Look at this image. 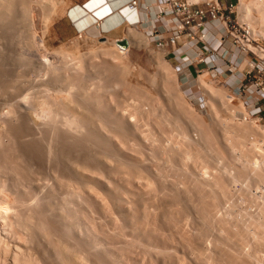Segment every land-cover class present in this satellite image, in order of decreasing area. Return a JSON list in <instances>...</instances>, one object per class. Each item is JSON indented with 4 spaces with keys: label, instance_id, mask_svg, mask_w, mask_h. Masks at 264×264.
I'll return each instance as SVG.
<instances>
[{
    "label": "rangeland",
    "instance_id": "obj_1",
    "mask_svg": "<svg viewBox=\"0 0 264 264\" xmlns=\"http://www.w3.org/2000/svg\"><path fill=\"white\" fill-rule=\"evenodd\" d=\"M233 1L264 41V0ZM41 2L0 15V264H264V100L238 88L249 65L214 77L190 55L181 71L154 24L124 25L119 39L149 41L126 52L94 25L62 39L72 1Z\"/></svg>",
    "mask_w": 264,
    "mask_h": 264
},
{
    "label": "built area",
    "instance_id": "obj_2",
    "mask_svg": "<svg viewBox=\"0 0 264 264\" xmlns=\"http://www.w3.org/2000/svg\"><path fill=\"white\" fill-rule=\"evenodd\" d=\"M138 2L131 0L129 8L135 9ZM158 9L150 36L156 48L180 57L181 71L190 55L196 56L197 64L204 62L214 77L219 74L220 65L233 71L246 60L249 69L242 73L243 81L238 88L244 86L243 91L247 96L252 95L255 103L264 100V41L238 18L235 1L159 0ZM210 31L214 42L209 37ZM234 51L240 55L238 59L234 58ZM257 108L261 111V107Z\"/></svg>",
    "mask_w": 264,
    "mask_h": 264
},
{
    "label": "crops",
    "instance_id": "obj_3",
    "mask_svg": "<svg viewBox=\"0 0 264 264\" xmlns=\"http://www.w3.org/2000/svg\"><path fill=\"white\" fill-rule=\"evenodd\" d=\"M70 1H72V5L68 7V12L55 24V30L62 39H69L81 30H87V28H93L94 26H97L101 32L119 39L122 27L137 25L136 28H139L145 25L148 26L145 30L151 28V25L155 24L154 20L159 10V0H139L135 9H130L128 6L131 0ZM93 1L98 2L94 4ZM72 12L78 16L82 14L84 18L82 17L80 20V17H73ZM77 21H79V24ZM100 21L102 23L99 26ZM209 37L214 42L212 31L209 32ZM198 48L201 49L202 45H198Z\"/></svg>",
    "mask_w": 264,
    "mask_h": 264
},
{
    "label": "bare ground",
    "instance_id": "obj_4",
    "mask_svg": "<svg viewBox=\"0 0 264 264\" xmlns=\"http://www.w3.org/2000/svg\"><path fill=\"white\" fill-rule=\"evenodd\" d=\"M16 1V0H15ZM50 1V0H49ZM52 1V0H51ZM27 2H30L29 3V7H30V5L32 6L34 3H38L39 4V2L40 3H42L41 2V0H17L16 2H14V0H0V15L2 16V14H4L5 15V10L7 11V8H10V10H11V7H9V6H11V5H13L14 6V8L16 9L17 8V4H20V5H22V8L24 7L23 5H26V3ZM43 2H47V0H43ZM97 2L98 1H93V3L94 4H97ZM264 2V1H263ZM17 3V4H16ZM51 3V2H50ZM262 3V2H261ZM8 4V5H7ZM28 4V3H27ZM248 4V3H247ZM46 5V4H45ZM49 5V4H48ZM13 6H12V8H13ZM16 6V7H15ZM28 6V5H27ZM47 6V5H46ZM247 6H249V5H247ZM18 7H19V5H18ZM54 7V6H53ZM98 7V6H97ZM240 7V9L242 10V12H244L243 13V15L246 17H244L243 15H242V13H240L241 15H242V17L241 18H243L244 20H247V21H249L248 20V18H249V10H248V8L247 7H243V8H241V6H239ZM19 8H21V7H19ZM25 8V7H24ZM28 8V7H27ZM33 8V6L31 7V9ZM28 10H29V8H28ZM25 11V10H24ZM125 11V10H124ZM9 12V11H8ZM8 12L6 13V14H8ZM15 12V11H14ZM32 12V11H31ZM31 12H29V13H31ZM46 12V11H45ZM20 13H22V12H19V14ZM35 13V12H34ZM33 12L31 13V14H34ZM125 13V12H124ZM263 13V12H262ZM16 14V13H15ZM18 14V13H17ZM16 14V15H17ZM26 14V16H27V13H25ZM30 14V15H31ZM49 14V13H48ZM11 15V14H10ZM80 16H78V15H74V12H72V16L73 17H75V16H77V17H80V20H81V18L83 17V15L82 14H79ZM9 16V15H8ZM13 16V15H12ZM22 16V15H21ZM34 16H35V14H34ZM48 16V15H47ZM251 16V15H250ZM11 17V16H10ZM14 17V16H13ZM17 17H18V15H17ZM20 17V16H19ZM263 17V16H262ZM2 18V17H1ZM7 18V17H6ZM15 18H16V16H15ZM21 18V17H20ZM23 18V17H22ZM33 18V17H32ZM84 18V17H83ZM14 19V18H13ZM27 19V18H26ZM250 19V18H249ZM10 20V19H9ZM17 20V19H16ZM31 20V19H30ZM13 21V20H12ZM34 21V20H33ZM155 21V20H154ZM7 22V21H6ZM10 22V21H9ZM78 22V24H79V21H77ZM31 23V22H30ZM33 23V22H32ZM101 21L98 23V25L100 26L101 25ZM104 23V22H103ZM155 23V22H154ZM5 24V23H4ZM29 24V23H28ZM250 26H251V29H252V31L254 32V34H256V35H258L257 34V32H258V30H257V26L255 27V25L252 23V22H249L248 23ZM29 25H34V24H29ZM9 27V26H8ZM18 29V28H17ZM21 29V28H20ZM148 31H151V28H149V29H147ZM146 30V31H147ZM261 30V31H260ZM13 31H14V29H13ZM259 31L261 32V33H263L264 34V29L263 28H261V29H259ZM132 32V34H131V37L129 36V37H126V38H124L125 39V41H127V44H125V47L124 48H122L121 46H120V41H122V40H124V39H119V40H117V43H118V47L120 48V49H122V51L121 52H123V51H125L127 48H129L130 47V45H133V44H140L141 43V45H143V44H148V36L146 37V35L145 34H141V33H137V32H133V31H131ZM3 33V32H2ZM149 35V34H148ZM145 36V37H144ZM139 38H141V39H139ZM150 40V39H149ZM114 42H116V41H114ZM113 44V43H112ZM135 46V45H134ZM103 51V50H102ZM126 52V51H125ZM124 52V53H125ZM110 53V52H109ZM234 54V58H236V59H238L239 58V54L238 53H235V52H233ZM180 54V52L178 53V55ZM3 56V55H2ZM68 57V56H67ZM179 57V56H178ZM157 58V57H156ZM180 58V57H179ZM22 59V58H21ZM111 60V59H110ZM69 61V60H68ZM243 63H245L246 65L248 64V62L246 61V60H243L242 61V63H241V65L243 64ZM241 68H242V66H241ZM169 69V68H168ZM50 71V70H49ZM51 71H52V69H51ZM46 72V71H45ZM55 72V71H54ZM2 73V72H1ZM6 73V72H5ZM49 74V73H48ZM51 74V73H50ZM47 75V74H46ZM48 76V75H47ZM48 77H50V76H48ZM6 78V77H5ZM52 78V77H51ZM19 79V78H18ZM119 79V78H118ZM202 80H204V79H202ZM31 81V80H30ZM16 82V81H15ZM53 82V81H52ZM203 83L202 84H206L205 83V81H202ZM28 83V82H27ZM42 83V82H41ZM38 84V83H37ZM14 85V84H13ZM46 85V84H45ZM78 86V85H77ZM31 87V86H30ZM17 88V87H16ZM72 88V87H71ZM14 89V88H13ZM213 91H214V89H213ZM212 91V92H213ZM37 92H38V90H37ZM219 92V91H218ZM221 92V91H220ZM69 93V92H68ZM71 93V92H70ZM224 95V94H223ZM37 96V95H36ZM23 97V96H22ZM66 97V96H65ZM77 97V96H76ZM85 97V96H84ZM127 97V96H126ZM36 98V97H35ZM40 98V97H39ZM60 99H61V97H59ZM58 98V99H59ZM25 99V98H24ZM49 99V98H48ZM57 99V100H58ZM59 99V101H57L56 99V101L58 102V103H60V105H63V106H61V107H63V108H65L64 109V111L65 110H71V112H72V110L73 111H76V110H78V108L77 107H74V106H71L70 104H71V102H69V101H67L66 99H61L60 100ZM78 99H79V97H78ZM54 100V101H55ZM69 100V99H68ZM72 100H74V99H72ZM224 100V99H223ZM39 101V100H38ZM41 101V100H40ZM45 101V100H44ZM17 102V101H16ZM48 102V101H47ZM56 102V103H57ZM42 103V102H41ZM55 103V104H56ZM76 103V102H75ZM78 103V102H77ZM120 104V103H119ZM221 105V104H220ZM81 106V105H80ZM223 106V105H222ZM58 108H59V104H58V106H57ZM82 107V106H81ZM86 107V106H85ZM120 107V106H119ZM50 108V107H49ZM117 108V107H116ZM215 108V107H214ZM224 108V107H223ZM17 109V108H16ZM51 109H52V107H51ZM86 109V108H85ZM53 110V109H52ZM63 110V109H62ZM153 110V109H152ZM215 110V109H214ZM48 110H46V112H47ZM80 111V110H79ZM42 112V111H41ZM78 112V111H77ZM149 112V111H148ZM48 113V112H47ZM54 113V112H53ZM82 113V112H81ZM146 113V112H145ZM50 114V116H51V113H49ZM48 114V115H49ZM68 114V113H67ZM92 114V113H91ZM90 114V115H91ZM47 115V114H46ZM63 115V114H62ZM75 115H77V114H75ZM78 115H81V114H78ZM77 115V116H78ZM83 115V114H82ZM232 115V114H231ZM70 116V115H69ZM77 116H72V117H77ZM85 116V115H84ZM234 116V115H233ZM41 117V116H40ZM54 117V116H53ZM80 117V116H79ZM105 117V116H104ZM7 118V117H6ZM58 118V117H57ZM81 118V117H80ZM56 119V118H55ZM54 119V120H55ZM61 119V118H60ZM68 119H69V117H68ZM72 119V118H71ZM79 119V118H78ZM77 119V120H78ZM86 119V118H85ZM103 119V118H102ZM51 120V119H50ZM49 120V121H50ZM57 120V119H56ZM66 120V119H65ZM106 121V120H105ZM228 121V120H227ZM72 122V121H71ZM75 122V121H74ZM77 122H79V121H77ZM250 122V121H249ZM68 123V122H67ZM120 123V122H119ZM157 123V122H156ZM76 124V123H75ZM91 124V123H90ZM242 124V123H241ZM27 125V124H26ZM63 125V124H62ZM79 125V124H78ZM81 125H83V124H81ZM81 125H79V127L81 126ZM127 125V124H126ZM179 125V124H178ZM54 126V125H53ZM69 126H70V124H69ZM77 126V125H76ZM121 126V125H120ZM195 126V125H194ZM50 127V126H49ZM66 127V126H65ZM72 127H74V126H72ZM82 127V126H81ZM11 128V127H10ZM71 128V127H70ZM230 128V127H229ZM228 128V129H229ZM13 129V128H12ZM52 129V128H51ZM187 129V128H186ZM2 130V129H1ZM70 131V130H69ZM68 131V132H69ZM116 131V130H115ZM233 131V130H232ZM47 132V131H46ZM93 132V131H92ZM128 132V131H127ZM126 132V133H127ZM255 132V131H254ZM54 133V132H53ZM241 133V132H240ZM72 134V133H71ZM130 134V133H129ZM205 134V133H204ZM238 134V133H237ZM93 135V134H92ZM95 136V135H94ZM103 136V135H102ZM243 136H244V134H243ZM23 137V136H22ZM46 137V136H45ZM107 137V136H106ZM259 137V136H258ZM90 138V137H89ZM11 139V138H10ZM13 139V138H12ZM97 139V138H96ZM126 139V138H125ZM24 140V139H23ZM67 140V139H66ZM253 140H255V139H253ZM16 141H18V140H16ZM211 141V140H210ZM56 142V141H55ZM227 142V141H226ZM258 142V141H257ZM2 143V142H1ZM0 143V144H1ZM211 143V142H210ZM14 144H16V143H14ZM4 145V144H3ZM237 145V144H236ZM0 146H2V145H0ZM5 146V145H4ZM9 146V145H8ZM110 146V145H109ZM209 146V145H208ZM234 146V145H233ZM253 146V145H252ZM255 146V145H254ZM3 147V146H2ZM46 147V146H45ZM199 147V146H198ZM231 147V146H230ZM62 148V147H61ZM60 148V149H61ZM241 148V147H240ZM8 149V148H7ZM15 149V148H14ZM18 149V148H17ZM78 149V148H77ZM3 150H4V148H3ZM101 150V149H100ZM97 151V150H96ZM228 152V151H227ZM244 152V151H243ZM105 153V152H104ZM46 154V153H45ZM63 154H65V153H63ZM249 154V153H248ZM7 155H8V153H7ZM96 155V154H95ZM187 155H189V154H187ZM231 155V154H230ZM55 156V155H54ZM13 157V156H12ZM21 157V156H20ZM236 157V156H235ZM242 157V156H241ZM25 158V157H24ZM59 159V158H58ZM235 159V158H234ZM246 159V158H245ZM6 160V159H5ZM15 160V159H14ZM102 160V159H101ZM236 160V159H235ZM247 160V159H246ZM10 161V160H9ZM243 161V160H242ZM7 162V161H6ZM16 162V161H15ZM214 162V161H213ZM236 162V161H235ZM22 163V162H21ZM26 163V162H25ZM257 163V162H256ZM3 164V163H2ZM6 164V163H5ZM75 164V163H74ZM78 164V163H77ZM231 164V163H230ZM245 164V163H244ZM28 165V164H27ZM145 165V164H144ZM178 165V164H177ZM180 165V164H179ZM226 165V164H225ZM232 165V164H231ZM21 166H22V164H21ZM56 166H57V164H56ZM87 166V165H86ZM27 167V166H26ZM137 167V166H136ZM199 167V166H198ZM226 167V166H225ZM18 168V167H17ZM5 169V168H4ZM9 169V168H8ZM73 169V168H72ZM81 169V168H80ZM19 170H20V168H19ZM30 170H31V168H30ZM76 170V169H75ZM257 170V169H256ZM255 170V171H256ZM14 171V170H13ZM18 171V170H17ZM54 171V170H53ZM64 171V170H63ZM85 171V170H84ZM175 171V170H174ZM259 171V170H258ZM258 171H256V173H254V175H256L257 174V172ZM76 172V171H75ZM80 172V171H79ZM82 172V171H81ZM238 172V171H237ZM262 173H263V171H261ZM18 173V172H17ZM28 173V172H27ZM72 173V172H71ZM32 174V173H31ZM63 174V173H62ZM61 174V175H62ZM80 174V173H79ZM241 174V173H240ZM253 174V173H252ZM27 175V174H26ZM25 175V176H26ZM55 175V174H54ZM171 175V174H170ZM225 175V174H224ZM258 175H260V174H258ZM33 176V175H32ZM80 176V175H79ZM263 176V175H262ZM20 177V176H19ZM27 177V176H26ZM116 177V176H115ZM202 177V176H201ZM237 177V176H236ZM235 177V178H236ZM28 178V177H27ZM36 178V177H35ZM61 178V177H60ZM88 178V177H87ZM231 178V177H230ZM238 178V177H237ZM236 178V179H237ZM241 178V177H240ZM59 179V178H58ZM104 179V178H103ZM249 179V178H248ZM263 179V178H262ZM25 180H27V179H25ZM199 180V179H198ZM40 181V180H39ZM194 181H196V179L194 180ZM202 181V180H201ZM206 181V180H205ZM29 182V181H28ZM230 182V181H229ZM247 182V181H246ZM249 182H250V180H249ZM263 182V181H262ZM9 183V182H8ZM88 183V182H87ZM208 183V182H207ZM206 183V184H207ZM261 183V182H260ZM5 184H7L6 182H5ZM54 184V183H53ZM126 184V183H125ZM201 184V183H200ZM22 185V184H21ZM60 185V184H59ZM83 185H84V183H83ZM154 186V185H153ZM198 186V185H197ZM2 187V186H1ZM5 187V186H4ZM19 187V186H18ZM32 188V187H31ZM51 188V187H50ZM49 188V189H50ZM64 188V187H63ZM150 188V187H149ZM35 189V188H34ZM52 189V188H51ZM168 189V188H167ZM111 190V189H110ZM245 190V189H244ZM47 191V190H46ZM9 192V191H8ZM42 192V191H41ZM117 192V191H116ZM171 192V191H170ZM259 192V191H258ZM10 193V192H9ZM130 193V192H129ZM220 193V192H219ZM40 194V193H39ZM76 194V193H75ZM213 194V193H212ZM14 195V194H13ZM16 195V194H15ZM133 195V194H132ZM145 195V194H144ZM252 195V194H251ZM12 196V195H11ZM20 196V195H19ZM43 196V195H42ZM68 197V196H67ZM200 197V196H199ZM14 198V197H13ZM21 198V197H20ZM19 198V199H20ZM55 198V197H54ZM57 198V197H56ZM63 198V197H62ZM75 198V197H74ZM215 198V197H214ZM9 199V198H8ZM18 199V198H17ZM45 199V198H44ZM55 200V199H54ZM88 200V199H87ZM44 201H46V200H44ZM215 201V200H214ZM16 202V201H15ZM115 202V201H114ZM259 202V201H258ZM24 203V202H23ZM26 203V202H25ZM49 203V202H48ZM86 203V202H85ZM95 203V202H94ZM209 203V202H208ZM256 203V202H255ZM11 204V203H10ZM21 204V203H20ZM36 204V203H35ZM258 204V203H257ZM25 206V205H24ZM46 206H47V204H46ZM15 207V206H14ZM23 207V206H22ZM27 207V206H26ZM58 207V206H57ZM135 207V206H134ZM19 208V207H18ZM54 208V207H53ZM142 208V207H141ZM187 208V207H186ZM8 209V208H7ZM14 209H16V208H14ZM123 209V208H122ZM132 209V208H131ZM203 209V208H202ZM18 210V209H17ZM52 210V209H51ZM57 210V209H56ZM20 211V210H19ZM54 211V210H53ZM66 211V210H65ZM24 212V211H23ZM59 212V211H58ZM67 212V211H66ZM242 212V211H241ZM51 213V212H50ZM38 214V213H37ZM47 214V213H46ZM91 214V213H90ZM138 214V213H137ZM149 214V213H148ZM189 214V213H188ZM261 214V213H260ZM263 214V213H262ZM65 215V214H64ZM67 215H69V214H67ZM41 216V215H40ZM44 216V215H43ZM60 217V216H59ZM58 217V218H59ZM98 217V216H97ZM150 217V216H149ZM260 217V216H259ZM31 218V217H30ZM52 218V217H51ZM64 218V217H63ZM71 218V217H70ZM72 218H73V216H72ZM86 218V217H85ZM168 218V217H167ZM26 219V218H25ZM41 219V218H40ZM140 219V218H139ZM157 219V218H156ZM163 219H165V218H163ZM252 219V218H251ZM54 220V219H53ZM61 220V219H60ZM176 220V219H175ZM257 220H258V218H257ZM262 220H264V218L262 219ZM19 221V220H18ZM35 221V220H34ZM37 221V220H36ZM73 221V220H72ZM79 221V220H78ZM142 221V220H141ZM146 221V220H145ZM158 221V220H157ZM249 221V220H248ZM254 221V220H253ZM261 221V220H260ZM68 222V221H67ZM154 222V221H153ZM197 222V221H196ZM19 223V222H18ZM212 223V222H211ZM157 224V223H156ZM230 224V223H229ZM259 224V223H258ZM261 224H263L262 222H261ZM26 225V224H25ZM61 225H63V224H61ZM172 225V224H171ZM209 225V224H208ZM82 226V225H81ZM151 226V225H150ZM262 226V225H261ZM46 227V226H45ZM187 227V226H186ZM239 227V226H238ZM131 228V227H130ZM74 229V228H73ZM88 229V228H87ZM138 229V228H137ZM178 229V228H177ZM222 229V228H221ZM4 230H6V229H4ZM17 230V229H16ZM51 230H52V228H51ZM174 230V229H173ZM209 230V229H208ZM70 231H71V229H70ZM81 231V230H80ZM170 231V230H169ZM261 231V230H260ZM35 232V231H34ZM33 232V233H34ZM46 232V231H45ZM48 232V231H47ZM85 232V231H84ZM262 232V231H261ZM62 233V232H61ZM79 233V232H78ZM101 233V232H100ZM138 233V232H137ZM152 233V232H151ZM7 234V233H6ZM9 234V233H8ZM95 234V233H94ZM115 234V233H114ZM120 234V233H119ZM180 234V233H179ZM13 235V234H12ZM58 235V234H57ZM78 235V234H77ZM228 235V234H227ZM43 236V235H42ZM138 236V235H137ZM146 237V236H145ZM264 237V236H263ZM58 238V237H57ZM69 238V237H68ZM72 238V237H71ZM175 238V237H174ZM182 238V237H181ZM232 238V237H231ZM13 239V238H12ZM28 239V238H27ZM67 239V238H66ZM77 239V238H76ZM99 239V238H98ZM133 239V238H132ZM200 239V238H199ZM7 240V239H6ZM19 240V239H18ZM29 240V239H28ZM68 240V239H67ZM110 240V239H109ZM150 240V239H149ZM174 240V239H173ZM27 241V240H26ZM59 241V240H58ZM92 241V240H91ZM100 241V240H99ZM158 241V240H157ZM171 241V240H170ZM1 242V241H0ZM7 242V241H6ZM30 242V241H29ZM87 242V241H86ZM174 242V241H173ZM61 243V242H60ZM74 243V242H73ZM1 244V243H0ZM15 244V243H14ZM155 244V243H154ZM171 244V243H170ZM179 244H181V243H179ZM187 244H189V243H187ZM17 246V245H16ZM122 246V245H121ZM125 246V245H124ZM146 246V245H145ZM166 246V245H165ZM6 247V246H5ZM9 247V246H8ZM80 247V246H79ZM152 247V246H151ZM56 248H58V247H56ZM64 248V247H63ZM90 248V247H89ZM98 248V247H97ZM165 248V247H164ZM191 248V247H190ZM1 249V248H0ZM8 249V248H7ZM25 249H27V248H25ZM30 249V248H29ZM41 249V248H40ZM44 249V248H43ZM66 249V248H65ZM93 249V248H92ZM171 249V248H170ZM184 249H185V247H184ZM189 249V248H188ZM22 250V249H21ZM56 250V249H55ZM59 250V249H58ZM72 250V249H71ZM118 250V249H117ZM159 250V249H158ZM250 250V249H249ZM82 251V250H81ZM94 251H96V250H94ZM137 251V250H136ZM191 251V250H190ZM27 252V251H26ZM38 252V251H37ZM41 252V251H40ZM59 253L61 252V251H58ZM78 252V251H77ZM99 252V251H98ZM125 252H127V251H125ZM1 253V252H0ZM36 253V252H35ZM54 253V252H53ZM56 253V252H55ZM59 253H56L57 255H59ZM66 253V252H65ZM3 254V253H2ZM24 254V253H23ZM42 254V253H41ZM43 254H44V252H43ZM42 254V255H43ZM61 254V253H60ZM64 254V253H63ZM68 254H70L69 252H68ZM72 254V253H71ZM92 254V253H91ZM154 254H157V253H154ZM171 254H173V253H171ZM195 254V253H194ZM7 255V254H6ZM51 255V254H50ZM53 255V254H52ZM67 255V254H66ZM174 255V254H173ZM191 255V254H190ZM253 255V254H252ZM1 256V255H0ZM27 256V255H26ZM32 256V255H31ZM34 256V255H33ZM47 256V255H46ZM64 256H65V254H64ZM125 256V255H124ZM175 256V255H174ZM194 256V255H193ZM211 256V255H210ZM3 257H4V255H3ZM28 257H30V256H28ZM60 256H58V258H59ZM62 257V256H61ZM70 257V256H69ZM71 257H73L72 255H71ZM91 257V256H90ZM140 257V256H139ZM204 257H205V255H204ZM14 258H15V256H14ZM20 258V257H19ZM22 258V257H21ZM44 258H46L45 257V255H44ZM54 258V257H53ZM52 258V259H53ZM65 258H67V256L65 257ZM64 257H63V259H64V261L66 260ZM95 258H97L96 256H95ZM118 258V257H117ZM171 258V257H170ZM201 258V257H200ZM260 258V257H259ZM25 259V258H24ZM26 259H27V257H26ZM35 259V258H34ZM60 259V258H59ZM72 260H74L73 258H71ZM77 259V258H76ZM17 260V259H16ZM29 260V259H28ZM27 260V261H28ZM62 260V259H61ZM201 260V259H200ZM23 261V260H22ZM31 261V260H30ZM29 261V262H30ZM44 261V260H43ZM63 261V260H62ZM68 261H71V260H68ZM178 261H179V259H178ZM203 261V260H202ZM218 261V260H217ZM31 262H33L34 263V261H31ZM30 262V263H31ZM76 262H77V260H76ZM204 262V261H203ZM206 262V261H205ZM215 262V261H214ZM3 263V262H2ZM21 263H23V262H21ZM20 263V264H21ZM60 264H61V262H59ZM72 263V262H71ZM83 263V262H82ZM166 263V262H165ZM173 263V262H172ZM175 263V262H174ZM190 263V262H189ZM212 263H213V261H212ZM229 263V262H228ZM7 264V263H6ZM15 264V263H14ZM26 264V263H25ZM29 264V263H28ZM35 264V263H34ZM42 264H43V262H42ZM57 264V263H56ZM67 264V263H66ZM68 264H70V263H68ZM75 264V263H74ZM171 264V263H170Z\"/></svg>",
    "mask_w": 264,
    "mask_h": 264
},
{
    "label": "water",
    "instance_id": "obj_5",
    "mask_svg": "<svg viewBox=\"0 0 264 264\" xmlns=\"http://www.w3.org/2000/svg\"><path fill=\"white\" fill-rule=\"evenodd\" d=\"M121 43H123V44H126V41H120Z\"/></svg>",
    "mask_w": 264,
    "mask_h": 264
}]
</instances>
